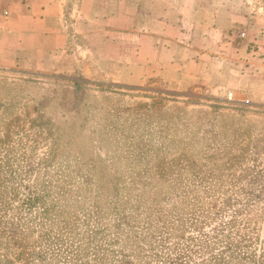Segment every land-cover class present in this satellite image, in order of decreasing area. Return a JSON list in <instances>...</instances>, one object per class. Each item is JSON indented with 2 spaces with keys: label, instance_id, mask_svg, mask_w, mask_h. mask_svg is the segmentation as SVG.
I'll return each mask as SVG.
<instances>
[{
  "label": "rangeland",
  "instance_id": "374dc122",
  "mask_svg": "<svg viewBox=\"0 0 264 264\" xmlns=\"http://www.w3.org/2000/svg\"><path fill=\"white\" fill-rule=\"evenodd\" d=\"M0 264H264V111L0 68Z\"/></svg>",
  "mask_w": 264,
  "mask_h": 264
},
{
  "label": "crops",
  "instance_id": "0c3cea01",
  "mask_svg": "<svg viewBox=\"0 0 264 264\" xmlns=\"http://www.w3.org/2000/svg\"><path fill=\"white\" fill-rule=\"evenodd\" d=\"M0 68L79 72L264 111V6L258 0H0Z\"/></svg>",
  "mask_w": 264,
  "mask_h": 264
},
{
  "label": "built area",
  "instance_id": "2783aa9c",
  "mask_svg": "<svg viewBox=\"0 0 264 264\" xmlns=\"http://www.w3.org/2000/svg\"><path fill=\"white\" fill-rule=\"evenodd\" d=\"M239 39L240 40H244V39H246V33H245V31H241L240 33H239Z\"/></svg>",
  "mask_w": 264,
  "mask_h": 264
}]
</instances>
